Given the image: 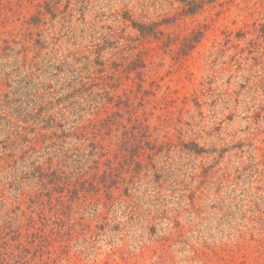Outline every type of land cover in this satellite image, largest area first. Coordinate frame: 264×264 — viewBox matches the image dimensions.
Segmentation results:
<instances>
[{"label":"rangeland","instance_id":"rangeland-1","mask_svg":"<svg viewBox=\"0 0 264 264\" xmlns=\"http://www.w3.org/2000/svg\"><path fill=\"white\" fill-rule=\"evenodd\" d=\"M1 232L31 264H264V0H0Z\"/></svg>","mask_w":264,"mask_h":264},{"label":"trees","instance_id":"trees-1","mask_svg":"<svg viewBox=\"0 0 264 264\" xmlns=\"http://www.w3.org/2000/svg\"><path fill=\"white\" fill-rule=\"evenodd\" d=\"M21 233V232H20ZM2 235V232H1ZM1 239L5 240V236H0ZM0 242V264H31L27 259L26 255L19 254L15 255L13 251H11V247L9 246V241ZM25 251L29 253V248L25 246Z\"/></svg>","mask_w":264,"mask_h":264}]
</instances>
